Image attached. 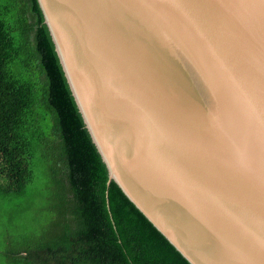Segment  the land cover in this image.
Wrapping results in <instances>:
<instances>
[{"label": "water", "instance_id": "95a60500", "mask_svg": "<svg viewBox=\"0 0 264 264\" xmlns=\"http://www.w3.org/2000/svg\"><path fill=\"white\" fill-rule=\"evenodd\" d=\"M122 194L188 264H264V0H36Z\"/></svg>", "mask_w": 264, "mask_h": 264}, {"label": "trees", "instance_id": "16d2710c", "mask_svg": "<svg viewBox=\"0 0 264 264\" xmlns=\"http://www.w3.org/2000/svg\"><path fill=\"white\" fill-rule=\"evenodd\" d=\"M107 182L36 0H0V221L26 202L38 221L11 255L24 264H188Z\"/></svg>", "mask_w": 264, "mask_h": 264}, {"label": "rangeland", "instance_id": "374dc122", "mask_svg": "<svg viewBox=\"0 0 264 264\" xmlns=\"http://www.w3.org/2000/svg\"><path fill=\"white\" fill-rule=\"evenodd\" d=\"M32 205V203L26 202L24 205L15 206L14 208H22L23 211L15 213L10 218H2L0 221V264H24L14 258L10 250L14 249L18 242L28 241L38 225V221L33 219L31 211L25 209Z\"/></svg>", "mask_w": 264, "mask_h": 264}]
</instances>
